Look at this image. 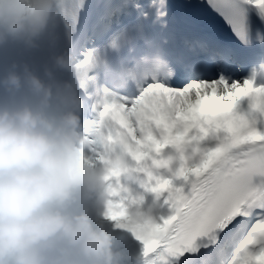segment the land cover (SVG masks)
<instances>
[{"label":"snow or ice","instance_id":"6c2138e0","mask_svg":"<svg viewBox=\"0 0 264 264\" xmlns=\"http://www.w3.org/2000/svg\"><path fill=\"white\" fill-rule=\"evenodd\" d=\"M207 3L238 49L207 35L170 47L167 0H58L57 38L88 68L91 150L104 162L119 147L168 194L159 223L129 212L138 199L106 206L149 264H264V0ZM166 147L178 153L170 178L152 171L169 168Z\"/></svg>","mask_w":264,"mask_h":264},{"label":"clouds","instance_id":"9594fccd","mask_svg":"<svg viewBox=\"0 0 264 264\" xmlns=\"http://www.w3.org/2000/svg\"><path fill=\"white\" fill-rule=\"evenodd\" d=\"M58 17V0H0V47L35 49L44 38L53 50L45 79L27 65L0 74V264H115L89 208L113 221L105 215L119 187L113 179L129 169L123 154L97 163L91 118L81 117L88 68L58 47ZM113 167L118 176L108 175Z\"/></svg>","mask_w":264,"mask_h":264},{"label":"bare ground","instance_id":"6f19581e","mask_svg":"<svg viewBox=\"0 0 264 264\" xmlns=\"http://www.w3.org/2000/svg\"><path fill=\"white\" fill-rule=\"evenodd\" d=\"M168 149L169 147H166L161 154L165 158L170 154ZM97 151L102 153V146L98 148ZM119 155H121V151L116 147L108 154V158L112 159ZM124 160L127 163L128 159L126 155H124ZM97 163H99L98 160ZM178 164L179 161L177 158L174 166H172L170 163L168 169L159 168L153 169L152 171L153 174H159L163 178H170L171 172L175 171V169L178 167ZM169 169H171V171H169ZM129 174L131 175V179L127 178ZM117 180L119 182V187L117 189V194L111 197L113 202L125 199V201L132 199H138L139 201L138 204L132 205L133 208L132 206L129 208V212L132 211L130 213L138 212L157 223L160 222L161 218H164L170 214V209L165 203L168 195L167 192H151L146 186V175L144 172H137L129 169V172H124L118 178L113 179L114 185L116 184ZM173 183L176 186H179L181 182L174 181ZM131 187H139L140 192H136L135 194H132V198H128V193L131 191ZM85 207H87L86 204ZM102 211V208L99 209V212L102 213ZM89 212L92 215L93 220L99 222V225L109 234L111 238V250L115 257V264H137L141 259L146 257L143 251L142 242L137 240L131 232L115 227V223L111 225L103 224L101 220H104L105 218H103L102 215H97L96 210L94 209L89 208Z\"/></svg>","mask_w":264,"mask_h":264},{"label":"rangeland","instance_id":"374dc122","mask_svg":"<svg viewBox=\"0 0 264 264\" xmlns=\"http://www.w3.org/2000/svg\"><path fill=\"white\" fill-rule=\"evenodd\" d=\"M130 212H132V211H130ZM93 221H94V223H96L95 220H93ZM101 222H102L103 224H106V225H111V224H114V223H115L114 221H110V220H107V219L101 220ZM98 223H99V222H98Z\"/></svg>","mask_w":264,"mask_h":264}]
</instances>
